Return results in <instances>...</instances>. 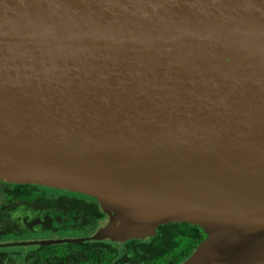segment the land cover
Returning a JSON list of instances; mask_svg holds the SVG:
<instances>
[{"label": "water", "instance_id": "95a60500", "mask_svg": "<svg viewBox=\"0 0 264 264\" xmlns=\"http://www.w3.org/2000/svg\"><path fill=\"white\" fill-rule=\"evenodd\" d=\"M0 179L96 199L56 245L205 237L264 264V0H0Z\"/></svg>", "mask_w": 264, "mask_h": 264}, {"label": "trees", "instance_id": "16d2710c", "mask_svg": "<svg viewBox=\"0 0 264 264\" xmlns=\"http://www.w3.org/2000/svg\"><path fill=\"white\" fill-rule=\"evenodd\" d=\"M2 196H6L7 201L18 197L34 200L36 205L31 209L38 213L52 211L53 215H66L69 225L54 226L53 230L72 225L77 229L90 227L93 234L107 220L96 199L80 193L16 184L4 187L0 191V198ZM47 199L48 205L45 202ZM10 211L0 209V212L5 214L0 217L3 220L1 228L4 227L6 214ZM11 232L8 230L5 233L12 234ZM204 237L205 234L196 226L188 223H169L160 225L155 235L142 241L129 240L119 245L110 241H82L47 246L42 250L52 249L54 252L51 257L47 256L43 260H48L46 264H93V259L98 261V264H179L190 256ZM95 246L97 254L93 251Z\"/></svg>", "mask_w": 264, "mask_h": 264}, {"label": "flooded vegetation", "instance_id": "af4514ba", "mask_svg": "<svg viewBox=\"0 0 264 264\" xmlns=\"http://www.w3.org/2000/svg\"><path fill=\"white\" fill-rule=\"evenodd\" d=\"M4 187L6 186L1 187L0 191H2ZM5 197L6 196H2L0 198V209H7L11 211L6 214L4 227H0V242L4 240V236L9 235L5 233L8 230H11L12 234L17 235L22 234L26 231H33L36 225L39 226V229L49 228L50 230H53L54 226L63 227L65 225H69L66 215L62 214V216H57L53 215L52 211H44L38 213L32 210L31 207H35L36 205V202L34 200H26L18 197L7 201ZM45 202L46 205H48V199ZM4 215L5 214L0 212V217ZM2 224L3 220L0 219V225ZM24 245L32 247L30 248V250L28 249L27 252H23L22 254L21 252L14 251L13 249L8 248L11 246V244L0 243V264H18V258L23 260L21 264H46L48 260L43 259L47 256L51 257L53 255L52 253L54 252V250L52 249L42 250V248L51 245ZM93 251L97 254L98 251L96 249V246ZM44 252L45 254H43ZM93 264H98V261H95L93 259Z\"/></svg>", "mask_w": 264, "mask_h": 264}, {"label": "rangeland", "instance_id": "374dc122", "mask_svg": "<svg viewBox=\"0 0 264 264\" xmlns=\"http://www.w3.org/2000/svg\"><path fill=\"white\" fill-rule=\"evenodd\" d=\"M17 183L14 182H8L5 180L0 179V188L3 186H13ZM56 192V191H55ZM92 235V228L88 227L86 229H77L73 226H67L62 229L58 230H50L49 228L46 229H39V226L36 225L35 229L33 231H26L22 234H9L3 237V241L0 243H7L11 244L10 249H13L14 251L21 252H27L28 249L32 246H26L22 244L24 241H42V240H48V239H77V238H86L88 236ZM60 245V244H56ZM52 246V245H51ZM55 246V245H54ZM58 251V250H56ZM23 260L20 258L17 259V263L21 264Z\"/></svg>", "mask_w": 264, "mask_h": 264}]
</instances>
